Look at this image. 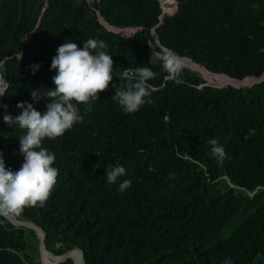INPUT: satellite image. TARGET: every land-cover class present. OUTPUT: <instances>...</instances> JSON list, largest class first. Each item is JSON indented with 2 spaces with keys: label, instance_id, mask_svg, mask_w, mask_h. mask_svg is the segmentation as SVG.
Returning a JSON list of instances; mask_svg holds the SVG:
<instances>
[{
  "label": "trees",
  "instance_id": "1",
  "mask_svg": "<svg viewBox=\"0 0 264 264\" xmlns=\"http://www.w3.org/2000/svg\"><path fill=\"white\" fill-rule=\"evenodd\" d=\"M177 1L161 17L158 0H0L6 168L23 163L25 130L3 116L19 115L24 101L43 113L47 101L33 102L31 91L54 88L50 65L66 39L80 48L89 38L103 40L114 61L109 87L77 105L83 121L42 143L58 169L48 200L9 216L41 230L52 256L78 250L84 264H253L264 255V0ZM161 46L212 74L255 81L217 88L183 67L177 83L159 61L149 63ZM144 66L158 74L149 81L151 103L125 113L113 85L126 83L118 78L124 70ZM213 138L224 148L222 163L210 151ZM115 165L125 174L109 184L105 173ZM124 180L130 187L118 191ZM35 234L0 217V264H41L33 257Z\"/></svg>",
  "mask_w": 264,
  "mask_h": 264
},
{
  "label": "clouds",
  "instance_id": "2",
  "mask_svg": "<svg viewBox=\"0 0 264 264\" xmlns=\"http://www.w3.org/2000/svg\"><path fill=\"white\" fill-rule=\"evenodd\" d=\"M108 44L99 39L89 38L80 48L76 43L66 39L65 43L56 50L52 58L50 70L55 71L52 77L54 88H40L31 91L33 102L46 100L43 113L27 101L18 102L19 115L5 114L3 121L7 125H18L25 133L19 136V152L23 163L19 170L6 168L0 157V217L19 216L25 207L43 206L51 195L57 182L58 169L53 167L55 154L42 147L45 139L53 140L70 130L74 124L82 122L77 105L89 104L98 100L99 93L105 91L113 79L112 56L108 54ZM22 56V53L19 54ZM160 62L162 69L167 72V79L177 83L182 81L179 74L183 62L171 50L160 47L151 50L150 64ZM32 74L39 65L29 66ZM157 73L149 67L126 69L118 77L125 80L123 86L115 88L112 99L117 101L125 113H133L145 104L151 103L149 98L154 86L149 83L157 77ZM7 89L0 88V96ZM7 112V105H0ZM88 107L86 111H91ZM211 153L218 163L225 159V151L215 138L209 141ZM109 184H115L118 178L125 174L121 165L110 166L106 170ZM172 175V174H170ZM131 181L124 180L119 184L118 191L123 192L130 187ZM223 264H232L225 259Z\"/></svg>",
  "mask_w": 264,
  "mask_h": 264
},
{
  "label": "rangeland",
  "instance_id": "3",
  "mask_svg": "<svg viewBox=\"0 0 264 264\" xmlns=\"http://www.w3.org/2000/svg\"><path fill=\"white\" fill-rule=\"evenodd\" d=\"M87 1L90 2V4H93L94 2H98L99 0H87ZM171 2L176 3V0H169L166 4H164V0H162V6H163V8L165 10H171V9H173V7L176 4H170ZM101 23L104 25V27L106 29H108L110 31H114V32L119 33V34H122V35H129V34L132 33V30H130V29H121V28L115 29V28H110L105 23H103L102 21H101ZM185 59H187V58H184L183 60H185ZM186 61H189V59L186 60ZM183 67L186 68V69H188V70H190L189 68H187L185 66H183ZM200 68H202L206 72V74H208L209 76H206L205 74H198L196 72H193L192 70H190V71L193 72L194 74H196L199 78H201L205 82V84H208V85H211V86H224V85L246 86V85H250L251 84V81H252V80H247V81L244 80V81H241V82L239 81V82H235L234 83V82L231 81L232 79L229 78L230 79L229 80L228 77H226V76L212 74V73L208 72L207 70H205L203 67L200 66ZM2 83H3V80H2L1 75H0V86L2 85ZM224 182L227 183L226 180H224ZM236 194L237 195L238 194H241V192L236 191ZM11 222L14 223V224H17V223L25 224L26 226H28L29 224H31V223H28V222H18L14 218L11 219ZM232 226L233 225L231 224L230 226H228L227 228H225V230H224L225 235H227L228 233L231 232ZM32 230L36 233L35 235H36V239L38 241V242L37 241L36 242L35 241H32V244H31V247L34 248V250H35V252L33 253V257L36 260H38L40 263H42L41 254H42V257H43V251L41 253L40 252V249H39V231L38 230H34V229H32ZM44 252L46 254H48L45 250H44ZM71 253L78 254L80 256V259H81V254H80V252L78 250H73V251L69 252L68 254H71ZM70 260H71L72 264H75L76 263V261L73 260V258L70 259ZM55 261H57V257H51V264H56Z\"/></svg>",
  "mask_w": 264,
  "mask_h": 264
},
{
  "label": "water",
  "instance_id": "4",
  "mask_svg": "<svg viewBox=\"0 0 264 264\" xmlns=\"http://www.w3.org/2000/svg\"><path fill=\"white\" fill-rule=\"evenodd\" d=\"M165 15H166L165 13H162L161 17H163V16H165ZM156 28H159V25L156 26ZM251 80H252L251 83L255 81L254 79H251ZM260 80H264V74L260 77L259 81H260ZM233 81H235V82H239V81H236V80H233ZM245 81H247V80H245ZM2 84H4V83H2ZM205 85H208V84H205ZM210 86H211V85H210ZM226 86H227V85H224V86H214V87L222 88V87H226ZM231 86H232V85H231ZM246 86H247V85H246ZM232 87L239 88V87H244V86H232ZM0 100H1V96H0ZM6 218H8L9 220L13 219V218H11V217H6ZM17 224L22 225V226H25V227L30 228V229L38 230V231H39V239H40V240H39V249H40V252H41V250H45V251H46V249L44 248V235H43V233H42L41 230H39L37 227H35V226L32 225V224H29L28 226H26L25 224H21V223H17ZM46 252H47V251H46ZM79 252H80V251H79ZM47 253H48V252H47ZM48 254H50V253H48ZM80 254H81V264H84V263H83L82 253L80 252ZM50 256H52V255L50 254ZM52 257H55V256H52ZM66 259H70L69 256H68V253H67V254H64V255H62V256H60V257H57L56 264H58V263L61 262V261L66 260Z\"/></svg>",
  "mask_w": 264,
  "mask_h": 264
},
{
  "label": "bare ground",
  "instance_id": "5",
  "mask_svg": "<svg viewBox=\"0 0 264 264\" xmlns=\"http://www.w3.org/2000/svg\"><path fill=\"white\" fill-rule=\"evenodd\" d=\"M182 62H183V66L189 68L190 70H192L193 72H196L198 74H205L206 76H209L208 74H206V72L200 68L199 66H196L194 65L193 63L189 62V61H186V60H183L181 59ZM234 82V81H232ZM235 83V82H234ZM43 251V257H42V254H41V259H42V263L43 264H51V256L46 254L44 252V250H41V253ZM69 258L76 261L77 264H81V259H80V256L76 253H71V254H68ZM44 258V259H43ZM75 263V264H76Z\"/></svg>",
  "mask_w": 264,
  "mask_h": 264
},
{
  "label": "built area",
  "instance_id": "6",
  "mask_svg": "<svg viewBox=\"0 0 264 264\" xmlns=\"http://www.w3.org/2000/svg\"><path fill=\"white\" fill-rule=\"evenodd\" d=\"M159 1V3H160V7H161V11H162V13H165L166 15L167 14H172V13H174L176 10H177V5H178V1L176 0V3H173V2H171L170 4H176L174 7H173V9H171V10H165L164 8H163V6H162V0H158ZM169 0H164V4H166L167 2H168ZM162 15V14H161ZM161 18V17H160ZM249 195H251V193H248ZM50 255V254H49ZM52 257V256H51ZM55 263H56V261H55ZM264 264V255H258V257H257V260H256V262H254L253 264ZM42 264V263H41Z\"/></svg>",
  "mask_w": 264,
  "mask_h": 264
}]
</instances>
